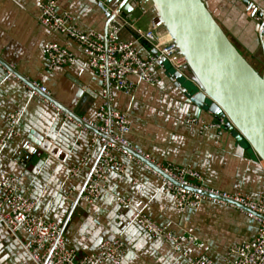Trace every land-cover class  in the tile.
<instances>
[{
    "label": "crops",
    "instance_id": "0c3cea01",
    "mask_svg": "<svg viewBox=\"0 0 264 264\" xmlns=\"http://www.w3.org/2000/svg\"><path fill=\"white\" fill-rule=\"evenodd\" d=\"M45 1L0 0V139L7 131V116L21 114L19 135L10 138L0 154V185L3 179L14 177L23 195L33 191L36 213L64 229L67 247L80 258L95 254L104 242H121L125 246L121 264H189L185 254L226 264L233 247L257 237L259 223L238 209L211 201L198 209L180 211L159 177L123 155L118 157L127 168L126 174L112 175L101 199L93 203L81 199L85 178L97 162L101 146L92 147L91 131L67 116H71L69 112L80 119H92L103 105L104 82L74 45L70 49L76 55L75 64L49 68L45 46L65 45L68 40L40 23V5ZM55 1L59 13H69L72 23L85 33H106L109 13L124 6L121 0L105 2L103 7L100 0ZM250 2L254 37L239 32L234 37L263 73L264 46L256 31L255 11L264 8V0ZM125 8L131 10L130 6ZM119 16L135 26L123 29L121 40L134 43L143 58L153 56V47L136 33L137 29L151 30V3L143 0L141 7ZM156 33L163 41L168 39L162 28ZM154 75L159 80L156 86L131 77V94H113V109L127 114L131 121L126 136L131 147L158 165L198 172L208 189L253 200L264 198V162L245 139L229 128L205 129L218 123L220 117L194 103L195 85L193 90L182 85L174 72L168 73L166 65L156 67ZM30 83L46 87L50 101L36 95ZM88 155L90 162L82 175L72 178L71 169ZM143 217L180 237L183 252L142 229L138 220ZM190 237L197 243L189 241ZM29 240L24 229L13 233L0 226V264H36L25 248Z\"/></svg>",
    "mask_w": 264,
    "mask_h": 264
},
{
    "label": "built area",
    "instance_id": "2783aa9c",
    "mask_svg": "<svg viewBox=\"0 0 264 264\" xmlns=\"http://www.w3.org/2000/svg\"><path fill=\"white\" fill-rule=\"evenodd\" d=\"M249 6V14L251 11ZM40 23L50 32L67 38V44L49 43L45 46V54L51 70L76 63V55L70 49L74 45L87 60V65L96 71L104 82L102 93L103 105L92 119L75 121L78 125L91 131V146H101L99 157L92 167L89 176L85 178L81 191V199L93 203L102 198L106 184L114 174L125 175L127 168L118 155H123L159 177L167 192L171 193L177 209H198L204 202L211 201L217 205H225L240 210L250 219L259 223L257 237L233 247L226 259V264H264V198L253 200L243 195H231L225 192L208 189L204 186L201 174L174 165H158L141 151L129 144L126 136L131 131V121L125 113L112 107L113 94L122 92L131 94L134 85L130 78L136 77L143 82L156 86L159 80L154 75L156 67H163L168 62L171 67L181 73L186 65L183 57L179 56L177 45L167 39L163 41L156 33L155 23L151 30L144 32L136 30L140 40L147 41L155 54L143 58L134 43L121 40L120 33L127 27L134 28L132 21L121 20L117 12L109 16L106 33L80 31L72 22L69 13L60 14L55 0H47L40 5ZM255 21L259 27L261 44L264 46V8L255 11ZM70 46V47H69ZM31 90L50 101L51 93L39 84L30 83ZM53 105V104H52ZM61 111L62 109L53 105ZM20 113L7 116V131L0 139V154L4 151L10 138L18 136ZM194 124L198 121L193 120ZM229 119L220 118L218 123L205 126V129H224ZM89 156L83 158L78 166L71 169V177L78 178L89 164ZM0 226L16 233L24 229L29 237L25 245L30 257L36 264H121L124 259L125 246L121 242H104L98 251L82 258L75 250L66 245L64 229L54 222L47 221L36 213L37 204L30 195H23L19 182L14 177L3 179L0 185ZM139 226L153 237L164 239L178 252H183L182 241L174 232L159 226L154 221L141 218ZM189 241L197 243L190 237ZM189 264H217L207 256L192 257L185 254Z\"/></svg>",
    "mask_w": 264,
    "mask_h": 264
},
{
    "label": "water",
    "instance_id": "95a60500",
    "mask_svg": "<svg viewBox=\"0 0 264 264\" xmlns=\"http://www.w3.org/2000/svg\"><path fill=\"white\" fill-rule=\"evenodd\" d=\"M100 1L103 7V3L110 4L113 0ZM230 1L252 6L250 0ZM142 2L121 0L124 6L116 9L117 13L125 17L141 7ZM147 2L152 5L155 25L177 45L179 56L186 62L181 73L174 70L176 80L187 78L193 82L197 90L193 94L194 103L217 117H227L226 128L237 131L264 162V72L235 43L225 24L211 10L209 0ZM126 6H130L129 12ZM256 31L259 33L258 26ZM4 66L17 75L8 65ZM68 114L81 122L77 116ZM29 140L40 146L37 140Z\"/></svg>",
    "mask_w": 264,
    "mask_h": 264
},
{
    "label": "rangeland",
    "instance_id": "374dc122",
    "mask_svg": "<svg viewBox=\"0 0 264 264\" xmlns=\"http://www.w3.org/2000/svg\"><path fill=\"white\" fill-rule=\"evenodd\" d=\"M209 1L211 10L217 14L222 23L225 24L230 36L236 44L238 41L235 39L234 35H232L234 34L233 32H239L241 35L245 33L246 37H254L255 24L251 22L252 19L250 18L249 7H247V5L237 1L234 3L230 0ZM136 13V15H139L141 12L137 10ZM249 60L251 59L249 58ZM166 68L170 75L174 72V69L169 63H166ZM181 84L193 90V82L189 81L187 78L182 79Z\"/></svg>",
    "mask_w": 264,
    "mask_h": 264
},
{
    "label": "bare ground",
    "instance_id": "6f19581e",
    "mask_svg": "<svg viewBox=\"0 0 264 264\" xmlns=\"http://www.w3.org/2000/svg\"><path fill=\"white\" fill-rule=\"evenodd\" d=\"M168 37V36H167ZM169 39V38H168Z\"/></svg>",
    "mask_w": 264,
    "mask_h": 264
},
{
    "label": "flooded vegetation",
    "instance_id": "af4514ba",
    "mask_svg": "<svg viewBox=\"0 0 264 264\" xmlns=\"http://www.w3.org/2000/svg\"><path fill=\"white\" fill-rule=\"evenodd\" d=\"M247 7H249V6H247Z\"/></svg>",
    "mask_w": 264,
    "mask_h": 264
}]
</instances>
